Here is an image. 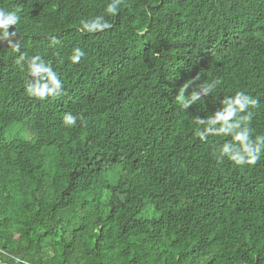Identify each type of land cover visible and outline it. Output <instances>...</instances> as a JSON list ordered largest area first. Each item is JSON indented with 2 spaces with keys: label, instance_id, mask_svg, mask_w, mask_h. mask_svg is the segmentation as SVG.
Listing matches in <instances>:
<instances>
[{
  "label": "trees",
  "instance_id": "16d2710c",
  "mask_svg": "<svg viewBox=\"0 0 264 264\" xmlns=\"http://www.w3.org/2000/svg\"><path fill=\"white\" fill-rule=\"evenodd\" d=\"M0 261L264 264V0H0Z\"/></svg>",
  "mask_w": 264,
  "mask_h": 264
},
{
  "label": "rangeland",
  "instance_id": "374dc122",
  "mask_svg": "<svg viewBox=\"0 0 264 264\" xmlns=\"http://www.w3.org/2000/svg\"><path fill=\"white\" fill-rule=\"evenodd\" d=\"M25 126L23 124H14L8 127L6 131V136L11 137L13 135H16L18 132L19 133H25Z\"/></svg>",
  "mask_w": 264,
  "mask_h": 264
},
{
  "label": "water",
  "instance_id": "95a60500",
  "mask_svg": "<svg viewBox=\"0 0 264 264\" xmlns=\"http://www.w3.org/2000/svg\"><path fill=\"white\" fill-rule=\"evenodd\" d=\"M0 264H6V263H3V262L0 261Z\"/></svg>",
  "mask_w": 264,
  "mask_h": 264
}]
</instances>
